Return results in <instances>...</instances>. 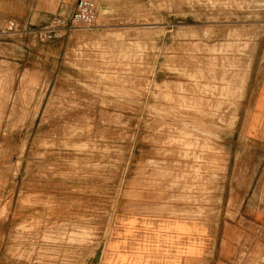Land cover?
Returning a JSON list of instances; mask_svg holds the SVG:
<instances>
[{"label": "rangeland", "instance_id": "obj_1", "mask_svg": "<svg viewBox=\"0 0 264 264\" xmlns=\"http://www.w3.org/2000/svg\"><path fill=\"white\" fill-rule=\"evenodd\" d=\"M93 1L0 22V257L264 264V0Z\"/></svg>", "mask_w": 264, "mask_h": 264}, {"label": "crops", "instance_id": "obj_2", "mask_svg": "<svg viewBox=\"0 0 264 264\" xmlns=\"http://www.w3.org/2000/svg\"><path fill=\"white\" fill-rule=\"evenodd\" d=\"M78 0H0V22L3 21H12L15 22L16 25H19L21 28L27 24H35L42 25L51 19L53 15L59 14L64 17H71L73 12L75 11L76 4ZM262 189H264V168L261 179ZM257 218L261 221L264 226V207L261 211L257 213ZM133 223H131L132 225ZM5 235V234H2ZM8 237L12 234L8 233ZM3 240H0V242ZM114 251L118 253V244L115 245ZM184 254L189 251L188 248H184ZM197 257V256H196ZM194 257L196 260L199 259ZM118 258V257H117ZM186 258L184 256L175 255L169 261H165L163 263L159 262V264H183V259ZM10 261V259L2 255L0 257L1 264H38L36 262L31 261H17L16 259ZM118 264V259L116 261Z\"/></svg>", "mask_w": 264, "mask_h": 264}, {"label": "built area", "instance_id": "obj_3", "mask_svg": "<svg viewBox=\"0 0 264 264\" xmlns=\"http://www.w3.org/2000/svg\"><path fill=\"white\" fill-rule=\"evenodd\" d=\"M96 18V6L93 0H78L71 17L56 14L38 31L44 42L63 39L73 29L92 26Z\"/></svg>", "mask_w": 264, "mask_h": 264}]
</instances>
